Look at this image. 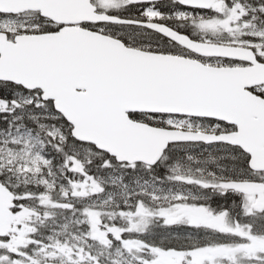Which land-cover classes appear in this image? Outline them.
I'll return each instance as SVG.
<instances>
[{"label":"snow or ice","instance_id":"snow-or-ice-1","mask_svg":"<svg viewBox=\"0 0 264 264\" xmlns=\"http://www.w3.org/2000/svg\"><path fill=\"white\" fill-rule=\"evenodd\" d=\"M0 264H264V0H0Z\"/></svg>","mask_w":264,"mask_h":264}]
</instances>
